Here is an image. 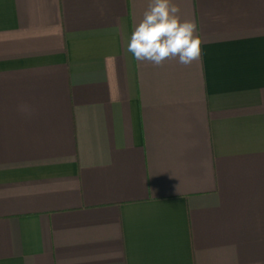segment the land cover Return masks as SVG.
Listing matches in <instances>:
<instances>
[{"label":"crops","instance_id":"crops-1","mask_svg":"<svg viewBox=\"0 0 264 264\" xmlns=\"http://www.w3.org/2000/svg\"><path fill=\"white\" fill-rule=\"evenodd\" d=\"M172 2L187 66L150 0H0V264H264V0Z\"/></svg>","mask_w":264,"mask_h":264},{"label":"clouds","instance_id":"clouds-1","mask_svg":"<svg viewBox=\"0 0 264 264\" xmlns=\"http://www.w3.org/2000/svg\"><path fill=\"white\" fill-rule=\"evenodd\" d=\"M172 0H150L141 21L134 27L127 51L137 61L160 66L168 59L190 65L201 56L202 39L194 20L182 19ZM21 111L27 112L26 106ZM259 264V262H258Z\"/></svg>","mask_w":264,"mask_h":264}]
</instances>
